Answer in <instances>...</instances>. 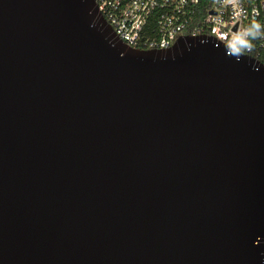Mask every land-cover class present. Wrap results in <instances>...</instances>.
Masks as SVG:
<instances>
[{
	"label": "water",
	"instance_id": "water-1",
	"mask_svg": "<svg viewBox=\"0 0 264 264\" xmlns=\"http://www.w3.org/2000/svg\"><path fill=\"white\" fill-rule=\"evenodd\" d=\"M226 52L0 0V264H264V67Z\"/></svg>",
	"mask_w": 264,
	"mask_h": 264
},
{
	"label": "built area",
	"instance_id": "built-area-1",
	"mask_svg": "<svg viewBox=\"0 0 264 264\" xmlns=\"http://www.w3.org/2000/svg\"><path fill=\"white\" fill-rule=\"evenodd\" d=\"M100 15L125 44L138 50H167L180 38L211 37L233 54L231 45L244 39L237 57L264 67V0H95ZM205 3V4H204ZM259 26L255 38L245 35ZM240 47L239 45H237Z\"/></svg>",
	"mask_w": 264,
	"mask_h": 264
},
{
	"label": "clouds",
	"instance_id": "clouds-1",
	"mask_svg": "<svg viewBox=\"0 0 264 264\" xmlns=\"http://www.w3.org/2000/svg\"><path fill=\"white\" fill-rule=\"evenodd\" d=\"M252 29H256V30L258 31L259 26L256 25V24H253V25H252V28L249 29V30L245 33V35L252 36L253 38H255V36H256L257 33L254 32V31H252ZM237 45H239L240 47H238ZM248 46H249V45H248V43H247L246 40H244V39H238L236 43H234V44L231 45V49H232L233 54L238 55L239 52H240V50H241V47H248Z\"/></svg>",
	"mask_w": 264,
	"mask_h": 264
},
{
	"label": "trees",
	"instance_id": "trees-1",
	"mask_svg": "<svg viewBox=\"0 0 264 264\" xmlns=\"http://www.w3.org/2000/svg\"><path fill=\"white\" fill-rule=\"evenodd\" d=\"M205 4V3H204Z\"/></svg>",
	"mask_w": 264,
	"mask_h": 264
}]
</instances>
